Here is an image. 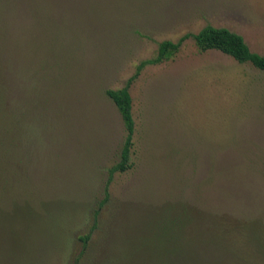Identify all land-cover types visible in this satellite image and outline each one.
I'll return each instance as SVG.
<instances>
[{"label":"rangeland","instance_id":"obj_1","mask_svg":"<svg viewBox=\"0 0 264 264\" xmlns=\"http://www.w3.org/2000/svg\"><path fill=\"white\" fill-rule=\"evenodd\" d=\"M207 25L264 55V0H0V264H157L160 225L186 212L169 263L264 264V72L201 52ZM134 77L115 172L127 132L106 92Z\"/></svg>","mask_w":264,"mask_h":264},{"label":"trees","instance_id":"obj_2","mask_svg":"<svg viewBox=\"0 0 264 264\" xmlns=\"http://www.w3.org/2000/svg\"><path fill=\"white\" fill-rule=\"evenodd\" d=\"M195 42L198 49L205 53L211 50H218L224 53L227 56L232 57L237 62L241 64H250L256 69L264 72V55L254 53L249 45L246 43L243 36L230 31L227 28H217L212 25H207L199 34L194 36ZM185 40V39H184ZM183 43L179 41L177 44L171 41H164L159 45L158 57L156 62L160 63L165 59L173 58L178 52ZM151 62V61H149ZM149 62H147L149 64ZM154 62V61H152ZM143 66V65H142ZM141 69V68H140ZM139 69V71H140ZM139 74V72H138ZM134 77L129 81L128 85L119 90H109L106 92L107 96L114 102L118 108L125 128L127 132V137L121 152V161L114 168V171H123L125 172L130 168L129 162L131 159V153L134 146V135L136 130V124L132 113V97L130 93V86ZM3 131V127L0 126V133ZM0 161L3 163L0 168L4 173L6 163L5 158L0 155ZM10 166V165H7ZM11 167L17 169L15 166ZM20 191V190H18ZM108 198V197H107ZM107 199L104 201L106 202ZM103 202V203H104ZM177 212V211H176ZM98 211H95L94 216V225L91 228V232L97 227V218ZM178 216V215H177ZM182 218L181 216H178ZM185 221H179L171 225H160V230L157 233V245L155 248L154 260H157V264H171L169 263L172 257L183 256L181 251V244L186 240L185 237H188V225H191V219L188 212L184 215ZM182 224V225H180ZM179 225V226H176ZM91 234V233H90ZM264 237H262L263 239ZM90 239V236L86 235L81 238V241L84 243V248H87V243ZM77 264H79L77 262Z\"/></svg>","mask_w":264,"mask_h":264}]
</instances>
